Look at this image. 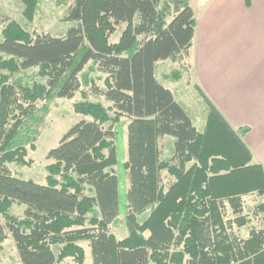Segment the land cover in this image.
Returning <instances> with one entry per match:
<instances>
[{"label": "trees", "instance_id": "trees-1", "mask_svg": "<svg viewBox=\"0 0 264 264\" xmlns=\"http://www.w3.org/2000/svg\"><path fill=\"white\" fill-rule=\"evenodd\" d=\"M19 1L33 18L39 0ZM64 19L77 25L57 37L0 12V251L11 234L18 264H85L81 241L94 264H264V168L244 141L250 129L234 128L198 87L209 107L199 130L155 74L157 62L184 64L190 55L197 26L190 0H75ZM90 61L106 75L91 90L110 105L74 104L90 119L49 151L45 184L16 177L11 163H32L27 146L36 148L33 125L46 109L38 103L53 93L74 97ZM31 69L45 82L26 81ZM123 116L129 235L118 239L110 227L120 213L119 175L108 169L118 161L113 126ZM166 136L175 138L167 154ZM16 203L22 216L11 213Z\"/></svg>", "mask_w": 264, "mask_h": 264}, {"label": "rangeland", "instance_id": "rangeland-1", "mask_svg": "<svg viewBox=\"0 0 264 264\" xmlns=\"http://www.w3.org/2000/svg\"><path fill=\"white\" fill-rule=\"evenodd\" d=\"M74 1L75 0H39L33 18H28L24 15L25 8L21 1L0 0V12L18 21L24 28L32 33H49L52 36L62 37L66 35L69 28L77 25L75 21H67L64 19L68 7ZM121 30L122 27H119L117 32L112 35L111 41L117 42L119 40ZM36 73L37 69H31L25 72L26 81L35 78L44 83L45 79L38 77ZM155 74L162 84L172 90L177 100L185 107L191 116L195 126L199 130H203L206 126L209 107L201 97L197 88L191 84L192 77L189 73L188 62L185 61L183 64L182 62L172 59L159 61L155 67ZM105 77L106 75L97 69L96 64L90 61L79 73L82 85L75 93L74 97L58 98L53 93L48 99L38 103L39 107L44 106L46 109L42 110L39 114L43 120H41L39 124L33 125L38 129L37 140L35 142L36 148L32 149L30 146H27V159L31 160L32 163L29 166H20L11 163L10 168L16 177L25 180L31 179L40 184L46 183L47 166L53 162V160L49 159L47 156L49 151L59 145L64 134L75 124L82 119H90L89 116L76 113L74 104L85 100L97 102L104 106L110 105V101L106 100L104 97L96 96L91 90V85L93 84L103 87ZM129 122V118L123 116L120 122L113 126V129L116 131L115 144L118 161L116 165L108 169L119 175L120 213L110 227L111 232L114 233L118 239H123L129 235V228L126 224V192L129 186V175L128 171L123 167V164L128 160ZM110 125H112V123L105 124L106 127ZM174 140L175 138L172 136H166V138L162 140L166 149V154L167 149H172ZM249 201H251V199L247 197L246 202ZM246 204L250 205V207L254 205L252 202ZM23 212V205L16 203L11 208V213L14 215L22 216ZM246 212L252 213L250 215L252 222H256L257 217L254 215V211L248 209ZM149 214L150 210L145 211L138 215V220L143 222ZM235 229L237 230V227H235ZM240 231V234L243 236L249 234L248 227H244ZM80 244L85 248V264H94L89 242L81 241ZM3 245L4 247L0 251V264H18L20 261L19 251L11 234H8ZM56 247L57 246L54 247L55 250Z\"/></svg>", "mask_w": 264, "mask_h": 264}, {"label": "crops", "instance_id": "crops-1", "mask_svg": "<svg viewBox=\"0 0 264 264\" xmlns=\"http://www.w3.org/2000/svg\"><path fill=\"white\" fill-rule=\"evenodd\" d=\"M197 26L186 62L264 168V0H190ZM191 85V86H192ZM198 90V89H197Z\"/></svg>", "mask_w": 264, "mask_h": 264}]
</instances>
